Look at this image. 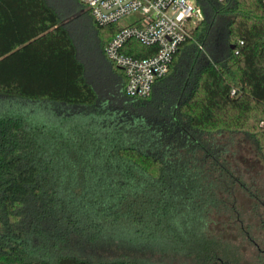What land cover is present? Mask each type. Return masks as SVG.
Returning <instances> with one entry per match:
<instances>
[{"label": "trees", "instance_id": "16d2710c", "mask_svg": "<svg viewBox=\"0 0 264 264\" xmlns=\"http://www.w3.org/2000/svg\"><path fill=\"white\" fill-rule=\"evenodd\" d=\"M64 1L0 0V264H244L238 242H264V184L234 162L246 141L264 162V0H195L147 97L74 20L90 44L118 26Z\"/></svg>", "mask_w": 264, "mask_h": 264}, {"label": "built area", "instance_id": "2783aa9c", "mask_svg": "<svg viewBox=\"0 0 264 264\" xmlns=\"http://www.w3.org/2000/svg\"><path fill=\"white\" fill-rule=\"evenodd\" d=\"M99 26L117 25L106 43L108 59L126 75L128 95L147 97L157 79L165 76L179 46L192 36L202 18L195 0H81ZM156 46L150 56L135 57L125 51L129 41Z\"/></svg>", "mask_w": 264, "mask_h": 264}, {"label": "rangeland", "instance_id": "374dc122", "mask_svg": "<svg viewBox=\"0 0 264 264\" xmlns=\"http://www.w3.org/2000/svg\"><path fill=\"white\" fill-rule=\"evenodd\" d=\"M57 2L61 3L60 1H57ZM64 2L68 4V3H71V0H67ZM62 4H63V1H62ZM78 12L79 10L75 11L72 15H70L69 18L74 20L75 19L74 17L78 16L77 14ZM75 23L79 25L78 29L76 30V35H78L81 39L83 36L85 37L86 43L84 47L86 46L87 48H89L92 45V48L94 50V47L97 46L99 43H103V46H105V37L100 36L97 30L92 29V31H90L91 39L93 41V43L90 44L89 39L87 38L88 35H86L88 31L86 27L82 25L81 21L78 22V20H74V24ZM192 35H193V32H192ZM97 58H99V50H96V52H91L89 59L92 65L95 66L96 64H98ZM105 64L109 65L108 62L106 61H105ZM116 70L119 71L117 68ZM234 162L244 171V173L247 175L249 179L255 178L256 180L255 182L257 184H260V185L264 184V162L259 160V157L257 156V153L255 151V148L253 147V144L250 141H246L244 143L242 150H241V154H237L236 158L234 157ZM246 170L250 172L248 173L246 172ZM258 170L260 171V175H257ZM254 240L257 242V245L252 239L247 242H243L242 245H241V242H238L240 244L239 246L241 247L240 252L243 256L242 262L244 264H264L263 259H261V257L257 254L260 250H262L263 252L264 242L261 237L259 238L258 241L256 239Z\"/></svg>", "mask_w": 264, "mask_h": 264}, {"label": "water", "instance_id": "95a60500", "mask_svg": "<svg viewBox=\"0 0 264 264\" xmlns=\"http://www.w3.org/2000/svg\"><path fill=\"white\" fill-rule=\"evenodd\" d=\"M81 13V11H79L77 14L79 15Z\"/></svg>", "mask_w": 264, "mask_h": 264}]
</instances>
